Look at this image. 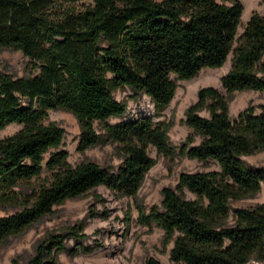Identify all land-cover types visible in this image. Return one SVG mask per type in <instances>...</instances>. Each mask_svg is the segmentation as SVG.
<instances>
[{
	"label": "trees",
	"instance_id": "1",
	"mask_svg": "<svg viewBox=\"0 0 264 264\" xmlns=\"http://www.w3.org/2000/svg\"><path fill=\"white\" fill-rule=\"evenodd\" d=\"M242 9L240 0H0V49L21 50L32 69L15 76L0 67V128L22 123L0 138V200L21 203L0 215V244L53 204L104 184L133 198L138 223L163 229L175 264L264 260V202L231 206L264 183V165L251 167L242 156L264 150V103L248 104L235 117L228 110L235 89L264 90V15L252 11L239 33ZM230 52L220 88L199 87L186 108L191 130L179 146L169 141L165 119L124 117L127 104L114 96L116 89L147 94L158 114L174 97L176 79L218 67ZM57 108L75 115L80 151L111 142L120 161H66L65 130L44 122ZM150 147L158 155L211 158L218 168L180 171L174 185L161 188L159 203L147 208L137 189L155 162ZM46 152L47 182L14 191L39 175ZM70 236L83 238L82 226L47 234L11 264H60L57 253ZM142 264L162 263L148 256Z\"/></svg>",
	"mask_w": 264,
	"mask_h": 264
},
{
	"label": "rangeland",
	"instance_id": "2",
	"mask_svg": "<svg viewBox=\"0 0 264 264\" xmlns=\"http://www.w3.org/2000/svg\"><path fill=\"white\" fill-rule=\"evenodd\" d=\"M88 1L83 0L84 3ZM240 1L243 9L240 15L241 23L238 26L239 33L252 11L264 15L262 0ZM231 56L230 52L218 67L205 66L187 79H176L174 97L166 107L159 110L158 114L154 112L153 102L147 94H136L128 86L116 89L114 96L127 104L124 117L147 114L154 119L162 118L168 121L169 141L174 146H179L191 130L185 123L186 108L196 100L199 87L213 85L220 88V76L229 69ZM0 67L15 76L32 72L28 57L19 49H0ZM230 94L228 110L232 117L248 104L264 103V90L235 89ZM117 119L118 117L112 116L110 121ZM44 122H55L65 130L60 145L67 151L66 161L76 164L83 158H89L111 165L120 161L114 148L115 144L111 142L98 143L80 151L77 148L80 129L75 115L70 111L50 109ZM21 126V122L6 123L0 128V138L16 132ZM95 126L97 127L96 124ZM148 152L155 162L145 172L144 179L137 189V200L147 208L151 204L159 203L161 188L174 185L180 171L218 168L217 163L211 158L202 161L177 151L172 156L158 155L153 147H150ZM48 155L49 152H46L43 156V169L39 175L17 183L13 186L14 191L17 193L22 190L29 191L31 187L47 182L49 171L45 168V160ZM242 156L245 163L251 167L264 165V150ZM260 186L253 196L233 200L231 206H249L256 202H264V183ZM188 195L191 196L189 193ZM20 206L19 199L0 200V215L13 212ZM51 208L50 213L42 215L21 232L8 235L0 244V264H11L12 258L16 256L20 258L28 256L40 238L54 232H67L73 224L82 226L84 236L79 240L72 236L65 239L67 248L57 253L60 264H142L148 256L155 257L162 264H175L170 259L169 248L172 242L164 239L163 229L156 224L145 226L136 221L137 210L131 196L121 195L108 189L104 184H99L85 190L81 195L68 197L53 204ZM248 264H264V260L251 259Z\"/></svg>",
	"mask_w": 264,
	"mask_h": 264
}]
</instances>
